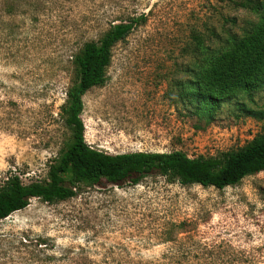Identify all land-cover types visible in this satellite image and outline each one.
<instances>
[{"label":"rangeland","instance_id":"1","mask_svg":"<svg viewBox=\"0 0 264 264\" xmlns=\"http://www.w3.org/2000/svg\"><path fill=\"white\" fill-rule=\"evenodd\" d=\"M235 1L0 0V184L47 179L71 141L60 105L78 80L72 56L141 14L112 47L106 82L82 96L87 144L212 156L264 132V86L210 110L193 100L211 52L260 23ZM0 264H264V171L223 189L152 175L32 198L0 220Z\"/></svg>","mask_w":264,"mask_h":264},{"label":"trees","instance_id":"2","mask_svg":"<svg viewBox=\"0 0 264 264\" xmlns=\"http://www.w3.org/2000/svg\"><path fill=\"white\" fill-rule=\"evenodd\" d=\"M235 4L258 14L260 23L243 29L241 37L229 36L230 46L211 52L208 66L192 81L193 100L206 103L208 110L222 99H230L239 89L250 93L264 86V2L237 0ZM145 18L141 14L111 24L98 41L84 42L72 56L78 80L67 88L60 105L71 141L49 165L46 180L25 184L18 174L5 176L0 184V220L25 208L32 198L52 203L75 196L83 187L104 183L136 185L145 177L159 175L169 183L223 189L264 171V132L239 148L212 156L189 157L180 150L110 154L87 144L81 119L82 96L106 82L112 47Z\"/></svg>","mask_w":264,"mask_h":264}]
</instances>
